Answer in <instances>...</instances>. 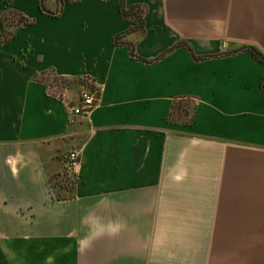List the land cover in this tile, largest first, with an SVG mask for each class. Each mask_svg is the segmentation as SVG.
Segmentation results:
<instances>
[{"label": "crops", "instance_id": "0c3cea01", "mask_svg": "<svg viewBox=\"0 0 264 264\" xmlns=\"http://www.w3.org/2000/svg\"><path fill=\"white\" fill-rule=\"evenodd\" d=\"M124 3L144 32L120 0H0L35 19L0 41V264H264V0Z\"/></svg>", "mask_w": 264, "mask_h": 264}, {"label": "trees", "instance_id": "16d2710c", "mask_svg": "<svg viewBox=\"0 0 264 264\" xmlns=\"http://www.w3.org/2000/svg\"><path fill=\"white\" fill-rule=\"evenodd\" d=\"M120 4H121L122 15L126 18H130L133 21H135L134 29L136 31L141 32V33L144 32L143 31L144 30V18H143L144 8L139 4L134 5L130 8H126L124 0H120ZM5 19H8L9 21H11L13 23L15 22V24H13V25L16 28L14 30H8L7 32L3 33L1 38H0V41H2V42L9 40L17 28H19V27H21L27 23H33L35 21L34 18H30V17L22 14L21 12H18L16 10L10 9V8L4 10L3 12H0V21L3 24V26H5ZM10 25H12V24H10ZM123 35L124 34L116 35L115 36V42L116 43L121 42V38L123 37ZM188 48L191 50V48L189 46H188ZM241 49L250 50L254 54V56L260 62H262L264 64V55L256 47L248 45V46H243ZM237 50H240V49H237ZM237 50H233L231 52H237ZM191 53H193L192 50H191ZM193 55L195 56V58H199L194 53H193ZM45 73L46 72L41 73V79L46 78L45 81H47V77H48L47 75L45 78H43V74H45ZM55 77H59V76H55ZM35 78H38V76H35ZM57 79L63 80V78H61V77H59ZM90 87H94V85L90 84ZM188 100L189 99L185 98V97L175 99V102H173V107H172V111L170 114L171 118L173 117L172 115H174L175 118L176 117L181 118L183 115L184 116L189 115L190 110L180 106L182 104L189 103ZM174 117L172 119H174ZM191 120H192V118L189 117V122ZM77 180H78L77 175L74 173L68 172L67 168H65V167L63 170L54 172L53 174H51L49 176L50 185H51L57 199H67V198L73 197V195L75 193V187H76Z\"/></svg>", "mask_w": 264, "mask_h": 264}, {"label": "built area", "instance_id": "2783aa9c", "mask_svg": "<svg viewBox=\"0 0 264 264\" xmlns=\"http://www.w3.org/2000/svg\"><path fill=\"white\" fill-rule=\"evenodd\" d=\"M100 88L96 85L94 87L84 86L80 93L79 100L76 104L70 106V113L72 116L88 115L91 110L98 104L100 100ZM80 162L79 152L72 150L67 155L66 166L67 169L76 174V169ZM77 175V174H76Z\"/></svg>", "mask_w": 264, "mask_h": 264}, {"label": "rangeland", "instance_id": "374dc122", "mask_svg": "<svg viewBox=\"0 0 264 264\" xmlns=\"http://www.w3.org/2000/svg\"><path fill=\"white\" fill-rule=\"evenodd\" d=\"M7 9H9V8H7ZM10 24H12V25H10ZM13 24H15V22L13 23V22L9 21L8 19H5V26L6 27L3 26V28H4L3 33L7 32L8 30H14L16 27H14ZM2 34H1V36H2ZM1 36H0V38H1ZM47 76H48L47 77V82L49 83L50 90L53 91V92H56L57 94H59L61 89H62L61 86H64V81L60 80V79H57L59 77H55L54 75H47ZM90 83L91 82H89V81L85 82V85L90 86ZM66 154H67V152L66 153H62L61 155L62 156H66L65 158L67 160V155L68 154L67 155ZM65 168H67V166H65ZM67 171L70 172L68 169H67Z\"/></svg>", "mask_w": 264, "mask_h": 264}]
</instances>
